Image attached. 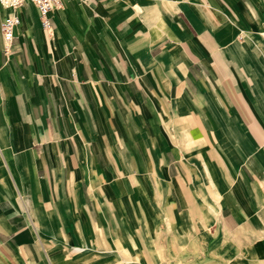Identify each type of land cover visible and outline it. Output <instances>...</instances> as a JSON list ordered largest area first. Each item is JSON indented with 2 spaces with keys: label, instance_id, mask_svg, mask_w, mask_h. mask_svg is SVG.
I'll return each mask as SVG.
<instances>
[{
  "label": "crops",
  "instance_id": "0c3cea01",
  "mask_svg": "<svg viewBox=\"0 0 264 264\" xmlns=\"http://www.w3.org/2000/svg\"><path fill=\"white\" fill-rule=\"evenodd\" d=\"M50 22L0 13V264H264V0Z\"/></svg>",
  "mask_w": 264,
  "mask_h": 264
},
{
  "label": "built area",
  "instance_id": "2783aa9c",
  "mask_svg": "<svg viewBox=\"0 0 264 264\" xmlns=\"http://www.w3.org/2000/svg\"><path fill=\"white\" fill-rule=\"evenodd\" d=\"M26 2L32 3L38 9L44 28L50 27L51 13L61 4V0H0V13L3 9L15 11ZM19 23L20 20L14 12L5 17L1 23V32L7 50L14 39V30Z\"/></svg>",
  "mask_w": 264,
  "mask_h": 264
},
{
  "label": "bare ground",
  "instance_id": "6f19581e",
  "mask_svg": "<svg viewBox=\"0 0 264 264\" xmlns=\"http://www.w3.org/2000/svg\"><path fill=\"white\" fill-rule=\"evenodd\" d=\"M6 10H11V9H6Z\"/></svg>",
  "mask_w": 264,
  "mask_h": 264
}]
</instances>
